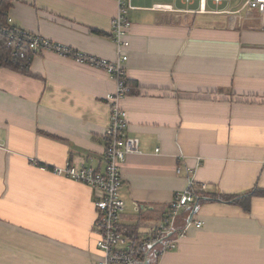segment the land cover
<instances>
[{
    "label": "crops",
    "instance_id": "0c3cea01",
    "mask_svg": "<svg viewBox=\"0 0 264 264\" xmlns=\"http://www.w3.org/2000/svg\"><path fill=\"white\" fill-rule=\"evenodd\" d=\"M244 1L132 0L119 103L139 147L120 166L119 230L146 239L177 192L193 184L197 196L142 262L264 264V28L258 12L234 18ZM116 14L114 0H11L8 11L15 27L110 62ZM33 55L24 70L0 67V264H97V194L50 168H105L117 82Z\"/></svg>",
    "mask_w": 264,
    "mask_h": 264
},
{
    "label": "built area",
    "instance_id": "2783aa9c",
    "mask_svg": "<svg viewBox=\"0 0 264 264\" xmlns=\"http://www.w3.org/2000/svg\"><path fill=\"white\" fill-rule=\"evenodd\" d=\"M117 5V14L113 21L112 38L117 46V60L110 62L95 57L85 52L76 51L66 45L56 43L28 30L17 28L13 25V19L9 16L8 22H0V41L2 36L7 39L10 49L8 55L0 53V67L3 63L14 65L24 70L28 68L33 53L40 50H48L61 56L71 58L80 64H87L106 71L114 76L117 89L108 95L111 114L110 124L105 134V152L103 161L105 168L87 167L75 165L71 162L64 166L50 168L58 176L73 178L89 185L97 194L95 228L98 233L97 247L101 250L102 257L97 264H141L143 253L158 240L173 231L178 214L186 205L196 199L193 184H189L183 192H177L170 202L169 211L155 231L146 239L131 241L119 230V221L126 202L121 195L122 172L121 164L128 154L137 152L139 141L126 135L128 126L127 112L120 106V100L130 93V86L126 83V63L128 61L126 40L128 30L132 26L127 17L129 10L133 9L132 0H114ZM192 0H184L191 2ZM214 4H221L222 0H213ZM254 12H258L264 28V0H245L242 7L233 12L234 18H249ZM29 49L31 53L21 55L23 49ZM200 228L202 222H196ZM177 243L171 242L167 248L172 250ZM151 264V263H150Z\"/></svg>",
    "mask_w": 264,
    "mask_h": 264
},
{
    "label": "trees",
    "instance_id": "16d2710c",
    "mask_svg": "<svg viewBox=\"0 0 264 264\" xmlns=\"http://www.w3.org/2000/svg\"><path fill=\"white\" fill-rule=\"evenodd\" d=\"M10 2L11 0H0V22H2L3 24H6L8 22V11L10 8ZM0 53L2 55H8V53H10V49L8 48L7 39L5 36H2V39L0 41ZM28 53H30V50L27 48L21 51V55L24 56ZM3 65L9 66V64L6 63H3ZM221 199L228 202H231L233 200V198H231L230 196H222ZM249 200L250 197L243 198V200L241 201L242 205L246 206L247 208Z\"/></svg>",
    "mask_w": 264,
    "mask_h": 264
},
{
    "label": "water",
    "instance_id": "95a60500",
    "mask_svg": "<svg viewBox=\"0 0 264 264\" xmlns=\"http://www.w3.org/2000/svg\"><path fill=\"white\" fill-rule=\"evenodd\" d=\"M141 264H148V262L146 261V262H143V263H141Z\"/></svg>",
    "mask_w": 264,
    "mask_h": 264
}]
</instances>
